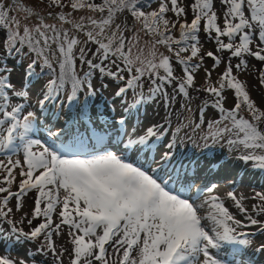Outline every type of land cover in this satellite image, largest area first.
<instances>
[{
	"label": "snow or ice",
	"instance_id": "obj_1",
	"mask_svg": "<svg viewBox=\"0 0 264 264\" xmlns=\"http://www.w3.org/2000/svg\"><path fill=\"white\" fill-rule=\"evenodd\" d=\"M144 4L145 0H102L100 4L94 0H71L73 11L87 8L92 13H101V18L89 15L75 20L70 18L71 13L61 11L54 17L58 23H48L39 13L19 5L28 13L26 19L35 17L36 20L34 24L22 25L21 20L11 14L13 8L0 3V43L4 47V53L0 55V152L7 148L19 151L16 144L19 141L24 155L23 164L19 160L9 163L5 183L10 185L15 181L13 171L16 167L21 168L19 175L22 179L17 193L0 187V193H8L3 198L4 207L0 208V216L6 218L12 213L13 208L8 205L13 196L19 199L26 192L37 190L39 196L30 215L33 218L43 216L44 221L28 233L15 227L13 231H21L28 239H36L43 234L47 246L56 252L53 232H59L62 225L67 226L73 247L65 249V252L71 264H93V261L108 264L105 245L109 243L117 254L123 250L119 264H252L251 259L237 260L236 257L251 247L250 237L254 234L238 230L261 224V221L248 214V209L233 192H229L228 196L245 214L246 222L236 219L218 196L202 198L204 188L193 192L196 186L173 151L177 147L175 138L167 143V151L158 158L154 156V145L165 134L163 126H148L144 134L133 132L125 147L119 149L125 155L108 151L89 157L67 155L74 146L52 147L40 139L31 138L35 131V113L28 111L24 114L25 103H12L14 97L23 101L28 96L27 91L16 90L10 80L12 69L8 66L9 60L21 56L28 60L25 77L29 82L40 75L36 71L38 67L41 72L47 69V74L52 77L46 82L42 99L38 101L41 109L48 101L58 97L68 84L71 85L68 102L76 101L78 93L84 88L90 96H95L92 78L97 71L123 82L124 86H118L115 92L120 97L130 90L138 92L145 81L149 82V95L145 97L142 92L138 93L140 103L160 97L170 98L167 91L169 85L179 94L188 96V89L195 85L194 70L200 69L199 61L203 60L199 56L198 36L202 19L206 20L209 35L215 30L218 50H227L231 57L240 58L236 69L247 66V61L242 59L243 54L264 61V0H222V6L227 5L223 29L217 23L218 16L213 11L212 0H195L189 5L194 13L190 23L186 19L179 23L166 18L169 11L176 17H186V9L178 0H158V7L150 11L144 10ZM53 6L66 7L62 0H48L46 7ZM246 11L250 12V17ZM125 12L141 24V30L153 36L145 47H139L138 36L129 40L124 35L126 29L115 23L116 17ZM47 16L52 18L53 13L49 11ZM236 20L238 22L233 23ZM170 23L172 29L179 23L180 39H173ZM73 31L83 33L85 39L73 35ZM219 37H228L230 42L224 43ZM237 37L238 45L234 43ZM257 38L259 50L252 51L250 45ZM89 44H94L95 48L88 47ZM158 46H163L169 54L160 52ZM183 53L190 54L182 57ZM173 56L175 63L182 66L179 76L174 74ZM207 56L213 58L217 67L222 62L211 51L207 52ZM197 57L199 61L193 63ZM77 60L87 66L83 76L78 74ZM16 62L23 64L24 61L17 59ZM210 76L211 70H206L205 78ZM261 83H264V75L261 76ZM226 87L234 92L235 103L231 108L225 107ZM204 90L216 97L213 107L218 113V118L207 121V133L203 137L205 146H208L209 139L213 143L226 139L230 147L246 150L240 159L252 162L264 171V128L261 127L264 111L250 98L245 85L233 75L230 60L219 80V88L210 85ZM242 107H246L250 118L241 115ZM205 115L206 111L201 109L196 129L205 123ZM120 123L125 121L121 119ZM180 131L178 127L176 133ZM59 135L54 130H48L49 137ZM129 152L131 156L127 155ZM141 153L142 161L139 159ZM174 160L176 164H173ZM149 164L159 165V169L148 167ZM167 166H171V172H167ZM160 169L166 171L169 179L153 174ZM173 183L177 186L170 187ZM207 191L211 193L213 188L207 187ZM260 199L264 201V195ZM44 200L47 204L42 210ZM57 206H60L58 212ZM15 207L23 213L22 203ZM254 211L257 215L264 214V205L254 206ZM54 213L59 222L53 229ZM28 223L31 224L32 220L29 219ZM225 245L243 248L233 247L230 253L232 259L227 260L216 254ZM256 251L264 253V244ZM0 264H25V261L0 256Z\"/></svg>",
	"mask_w": 264,
	"mask_h": 264
},
{
	"label": "rangeland",
	"instance_id": "obj_2",
	"mask_svg": "<svg viewBox=\"0 0 264 264\" xmlns=\"http://www.w3.org/2000/svg\"><path fill=\"white\" fill-rule=\"evenodd\" d=\"M95 3L100 4L102 0H94ZM195 0H178L183 7H185L187 11L186 17L183 18L182 21L177 20L175 18V14L169 11L166 14V18L170 21H179V23H183L186 19L189 23L194 17V13L192 9L189 7L190 4L194 3ZM0 3L5 4L6 6L12 7V15L16 16L21 20V24L24 23L34 24L36 22L35 17H31L30 19H26L28 17V13L23 11L19 5H23L33 12L39 13L41 16L45 17L46 22L48 23H58V21L54 18L58 13L63 11L64 13H71L72 19L79 20L81 16L87 17L89 15L94 16L96 19L101 18V13L96 12L92 13L87 8L82 10L73 11L71 9V0H62V3L66 5L64 8L59 7H51L48 8L46 5L48 4V0H0ZM213 3V11L217 13L218 20L217 23L223 29L225 27L224 16L227 11V5L222 6V0H212ZM185 4V5H184ZM158 7V0H145L144 10L150 11L152 9H156ZM51 11L53 13V17L49 18L47 13ZM189 12V13H188ZM103 15H106L103 14ZM246 15L250 17V12L246 11ZM238 22V20L233 21V23ZM116 24H121L124 31V35L131 40L134 36H138L139 38V47L143 48L146 44H149L152 41L153 36L146 31L141 30V24L134 20V18L128 14L127 12L119 14L115 19ZM179 23H177L176 28L172 29L171 23L169 24V28L171 29V34L174 40L180 39L181 33L179 31ZM65 27H70L69 25H65ZM114 28V25H113ZM161 30L163 31V24L160 25ZM247 30V29H246ZM73 35H77L81 40H84V34L73 31ZM199 36V46L201 48L200 57H203L202 61H199V57L194 58L193 63L201 62V67L195 71V85L192 88L188 89L189 95L184 96L183 94H179L173 86H167V91L169 93L170 98L160 97L155 100H145V102L136 105L135 112L131 113V116L125 121V123L129 122L128 129H131L128 132L126 140L122 144L125 147L127 143V139L133 135V132L137 134H144V130L148 126L156 125L163 126L165 134L157 140L154 145L155 152L161 153L163 150H168L165 144L171 138L172 140L175 138L178 150L176 151V156L184 155L187 148H192L194 152L199 154H212L213 152L224 153L225 151L229 153L231 156L227 158L228 155H220L221 158L215 160L211 166V169L214 172L220 170L221 172V180L219 181H211L208 185L202 184V177L204 176L203 168L201 170L200 165L196 167L192 172L189 170L184 171L198 174L194 175L196 178L192 181L195 184V188H193V192L196 191L197 188H204V194L202 198H207L208 195H216L218 196L230 210V212L235 216L236 219H241L246 222V216L244 213H241L239 209H237L235 202L232 201L228 193L233 192L237 195V198L240 199L242 205L248 209V214L252 215L253 218L261 221V224L258 225H250L246 228L239 229L238 231L248 232L254 234L250 237L252 240L251 247H248L246 250H243L240 255L236 257L237 260L243 259L248 260L251 259L252 264H264V253H258L256 248L261 244H264V214L257 215L254 211V206L256 205H264V201H261L260 196L264 195V171L260 170L258 167L254 166L252 162H245L240 159L241 155L245 154V151L242 147L240 148H232L228 145L227 140H221V143L226 144L225 148L221 143H215L213 145L207 143V147L203 141L198 142L197 139L191 140L189 137L191 133H194L198 139L202 140L199 133L205 134L207 133V121L211 118H218L217 110L213 107L216 97L204 89L207 87L214 86L219 88V80L221 79V75L225 70L226 63L230 60L233 65V75L237 77L239 81H241L245 85V90L249 92L250 98L255 102V104L264 111V83H261V76L264 75V61H259L256 58L249 56L247 54H243L242 59L247 61V66L241 69H236L235 65L240 63V58L231 57L230 52L227 50L219 51V45L216 43L215 30L209 35L206 31V20L202 19L200 30L198 33ZM159 39V37H155ZM224 43H229L228 37H219ZM235 44H239V37L234 42ZM259 44L258 38L254 40L253 44L250 45L252 51L259 50L257 47ZM88 47L95 48L94 44H89ZM158 50L160 52L167 53L166 49L163 46H158ZM25 51H27L25 49ZM78 51V50H77ZM213 52L216 57H219L222 61L220 65L217 67L214 65V60L211 57L207 56V52ZM4 47L3 44L0 43V55H3ZM190 53H183L182 57H186ZM264 54V52H262ZM89 58L91 55L89 54ZM17 59L23 60V64L16 62ZM174 61V74L179 76L181 73L182 66L178 63H175V58L173 56ZM28 60L24 59L23 56L16 58L13 57L9 60V68L13 69L10 80L14 84L16 90L18 91H27V98L21 101L20 98L14 97L12 99V103H20L23 102L26 105L25 113L28 111H32L35 113V131L31 134V138L40 139L42 143L47 144L48 146H59L61 145L58 139L62 137H51L52 142L49 144L47 142L46 136H48V130H54V127H58L60 125H56L55 123L52 125L50 118L55 119L57 115H62L64 113V109L61 107V100L64 98L61 97L63 94L60 92L61 96L54 97L52 100L48 101L43 110L39 107L38 101L42 99V94L44 88L46 86V82L52 77L47 74V69L41 72V69L38 67L36 71L40 73V75L36 78H33L31 82L25 77V68L27 66ZM23 65V67L21 66ZM77 71L80 76H83V73L86 72V65H81L79 60L76 62ZM57 72H58V66ZM112 70H115L114 67L109 65ZM211 70V76L209 78H205V71ZM103 77V78H101ZM107 82L105 86L104 81ZM93 86L95 84L99 85L98 91H96L95 96L88 95L89 100L93 103V100L100 95V98H110L113 96L114 87L116 85L113 84L112 78L109 80L106 79L105 76L100 74L98 71L94 73L93 78ZM101 81V82H97ZM119 86H124L122 81L114 80ZM103 82V83H102ZM101 89H105L104 93L100 92ZM86 91V90H85ZM150 86L149 82L145 81L142 87L138 90V92H134L130 90L127 94L123 96V98H119L120 96L112 97L109 100L104 101L103 106L108 105L113 107L114 115L120 116L122 112L118 111V106L125 104L123 99H126L125 96L129 97H139V92H142L145 97L149 95ZM99 92V93H97ZM116 92V91H115ZM87 95V93L85 92ZM11 95V93H9ZM71 95V88L68 87L67 92L65 93V97ZM224 95L227 97V101L225 107L231 108L235 103L234 92L227 87L224 89ZM80 94H78V99L76 103L79 102ZM119 101V102H117ZM129 104L132 103L137 104L138 98H130L128 100ZM142 105V107L140 106ZM50 107V108H49ZM82 107V106H81ZM89 106L82 107L81 110L76 109L73 118L78 117L77 119H81V117L86 115V109ZM126 109V107H125ZM124 109V110H125ZM204 109L206 111V115L204 117L205 123L201 125L199 129L195 128L197 123H200V110ZM95 110V108L93 109ZM124 112V111H123ZM113 115V117H115ZM241 115L245 118H250V113L247 111L246 107H242ZM38 123V125H37ZM180 123L181 131L176 133V130ZM261 127L264 128V121L261 123ZM67 128V126H63V129ZM61 129V130H63ZM195 129V130H194ZM45 138V139H44ZM154 139V138H153ZM171 142V140H170ZM19 147V151H14L11 148L5 149L3 152H0V187L8 188L10 192L17 193L18 192V184L22 177L19 175L21 168L16 167L13 171V175L15 176V181L10 185L5 183V178L8 176V166L9 163H15L17 160L24 163V155L23 148L20 146L19 141L16 142ZM63 145H66L65 143ZM116 145V144H115ZM108 146V145H107ZM195 148H193V147ZM96 147H88L86 150L81 149L79 154L82 157H89L94 153L98 152L94 149ZM108 147L105 150H101V154L105 151L108 152H117L120 155H125L124 152H120L116 148ZM198 149V150H196ZM37 151L39 149H36ZM95 151V152H93ZM93 152V153H92ZM210 152V153H208ZM196 153H192L191 155L196 157ZM67 155H75V152H68ZM157 154V153H156ZM238 155V158L235 156ZM259 154V153H258ZM128 156H131V152L127 153ZM219 157V154L217 155ZM215 158V154H212L206 157L204 160L205 163L210 162ZM141 160V158L139 157ZM196 160V159H195ZM203 161V160H202ZM201 163V162H199ZM173 164H176V161H173ZM198 165L197 162H195ZM203 163L201 164V166ZM223 165V167H222ZM178 166V165H177ZM148 167L159 169V165L149 164ZM26 170V166L25 169ZM167 172H171V166H167ZM162 179H169L168 175H166V171L164 169H160L153 173ZM261 174V176L259 175ZM183 175V172L181 173ZM263 175V176H262ZM175 174H173V177ZM230 183H229V180ZM200 180V181H198ZM175 183L171 184L170 187H176ZM213 188V191L209 193L207 191V187ZM51 187V186H50ZM8 195V193H0V208H3V198ZM62 195V193H61ZM39 193L37 190L33 189L26 192L19 199L16 196H13L10 201L8 207H12L13 211L6 218L4 216H0V256H8L14 261L23 260L25 264H71V260L65 249H71L73 246L71 245V237L68 235L67 226H61L59 232H53L52 240L54 242V247L56 252H53L48 246L47 241L44 239L43 234L36 239H28L22 232L28 233L32 228L38 226L39 223L44 221V217L41 216L39 218H33L30 213L33 208V204L36 198H38ZM18 203L23 204V213L15 207ZM47 201L44 200L42 202L41 208L43 210L46 207ZM71 207V206H70ZM60 210V206H57V212ZM31 219L32 223L29 224L28 220ZM53 229L55 223L59 222V218L56 214H53ZM13 227L21 231H13ZM233 247L243 246L239 245H225L223 250L219 253L222 258L227 260H231L232 256L230 255ZM106 248V259L108 260V264H119L120 258H122V249L120 253L117 254L116 249L113 247L111 243L105 245ZM98 251V250H97ZM215 252V250H213ZM135 255V253H133ZM83 264V262H82ZM93 264H101L99 261H93Z\"/></svg>",
	"mask_w": 264,
	"mask_h": 264
},
{
	"label": "bare ground",
	"instance_id": "obj_3",
	"mask_svg": "<svg viewBox=\"0 0 264 264\" xmlns=\"http://www.w3.org/2000/svg\"><path fill=\"white\" fill-rule=\"evenodd\" d=\"M185 5V4H184ZM182 6V5H181ZM186 13H187V11H186ZM189 13V12H188ZM185 16H181V17H176L175 16V18H177V20H180V21H182L183 20V18H184Z\"/></svg>",
	"mask_w": 264,
	"mask_h": 264
}]
</instances>
